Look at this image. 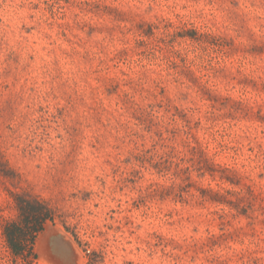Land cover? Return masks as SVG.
I'll return each mask as SVG.
<instances>
[{"label": "rangeland", "instance_id": "374dc122", "mask_svg": "<svg viewBox=\"0 0 264 264\" xmlns=\"http://www.w3.org/2000/svg\"><path fill=\"white\" fill-rule=\"evenodd\" d=\"M264 264V0H0V264Z\"/></svg>", "mask_w": 264, "mask_h": 264}, {"label": "trees", "instance_id": "16d2710c", "mask_svg": "<svg viewBox=\"0 0 264 264\" xmlns=\"http://www.w3.org/2000/svg\"><path fill=\"white\" fill-rule=\"evenodd\" d=\"M14 200L18 215L15 220L5 223V241L15 260L34 264L37 258L34 251L36 236L47 221L53 220V211L44 200L29 194L17 193Z\"/></svg>", "mask_w": 264, "mask_h": 264}]
</instances>
